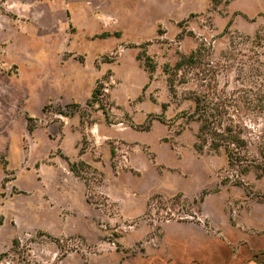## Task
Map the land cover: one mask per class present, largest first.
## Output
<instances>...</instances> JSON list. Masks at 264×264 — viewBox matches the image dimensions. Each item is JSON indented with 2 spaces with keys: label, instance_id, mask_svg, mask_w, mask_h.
<instances>
[{
  "label": "rangeland",
  "instance_id": "rangeland-1",
  "mask_svg": "<svg viewBox=\"0 0 264 264\" xmlns=\"http://www.w3.org/2000/svg\"><path fill=\"white\" fill-rule=\"evenodd\" d=\"M198 46L264 161V0H0V264H264L260 172L168 87Z\"/></svg>",
  "mask_w": 264,
  "mask_h": 264
},
{
  "label": "trees",
  "instance_id": "trees-1",
  "mask_svg": "<svg viewBox=\"0 0 264 264\" xmlns=\"http://www.w3.org/2000/svg\"><path fill=\"white\" fill-rule=\"evenodd\" d=\"M144 60V67L148 72L154 71L149 55L142 52L140 58ZM203 53L201 46L189 53H181L174 64H165L163 69L167 74V83L171 94L177 95L178 84H190L189 110H184L187 123H197L194 148L198 152L206 149L214 153L223 151L230 167H239L246 173L252 167L260 172L264 180V161L250 164L245 160L249 156L248 143L245 136V125L238 118L237 112L242 108L240 104L233 103V92L220 86V81L210 67V60ZM99 88L92 92L94 96ZM169 104H161L165 112ZM31 120V117H28ZM183 128V127H182ZM31 129V126H29ZM246 161V162H245ZM206 192H203L201 199Z\"/></svg>",
  "mask_w": 264,
  "mask_h": 264
},
{
  "label": "crops",
  "instance_id": "crops-1",
  "mask_svg": "<svg viewBox=\"0 0 264 264\" xmlns=\"http://www.w3.org/2000/svg\"><path fill=\"white\" fill-rule=\"evenodd\" d=\"M196 229H197V230H195V232H196V235H195V236L199 237V236L204 235V234H203V233H204L203 228H201L200 226H198ZM190 237L192 238L193 235L190 234Z\"/></svg>",
  "mask_w": 264,
  "mask_h": 264
}]
</instances>
